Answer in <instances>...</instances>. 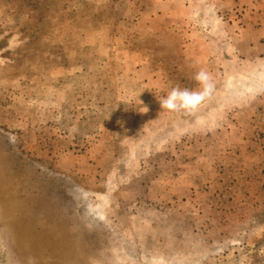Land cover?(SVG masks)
<instances>
[{"label":"rangeland","instance_id":"374dc122","mask_svg":"<svg viewBox=\"0 0 264 264\" xmlns=\"http://www.w3.org/2000/svg\"><path fill=\"white\" fill-rule=\"evenodd\" d=\"M233 3L0 0V264H264V0Z\"/></svg>","mask_w":264,"mask_h":264},{"label":"clouds","instance_id":"9594fccd","mask_svg":"<svg viewBox=\"0 0 264 264\" xmlns=\"http://www.w3.org/2000/svg\"><path fill=\"white\" fill-rule=\"evenodd\" d=\"M194 79L202 86V90L195 91L174 87L166 96L159 98L158 102L160 107L168 111L184 110L189 113L197 110L211 95L214 84L212 83L210 74L204 70L197 72ZM148 110L145 106V110L141 113H147Z\"/></svg>","mask_w":264,"mask_h":264},{"label":"crops","instance_id":"0c3cea01","mask_svg":"<svg viewBox=\"0 0 264 264\" xmlns=\"http://www.w3.org/2000/svg\"><path fill=\"white\" fill-rule=\"evenodd\" d=\"M231 1L234 2L233 4H235L237 7H239V10H240V8L243 7V0H237V1L231 0ZM255 8L257 11L258 10H262V11H261V13H259V12L253 13L252 12L255 17L254 18L249 17V21H246L247 27H246L245 32L247 34H249V37H250V41L248 43L250 45H255L254 48L250 47L251 51L249 54L254 53V54H256V57H260V54H258V50L260 49V47L262 45L261 40H264V6H257ZM255 73L256 72H254V74Z\"/></svg>","mask_w":264,"mask_h":264}]
</instances>
